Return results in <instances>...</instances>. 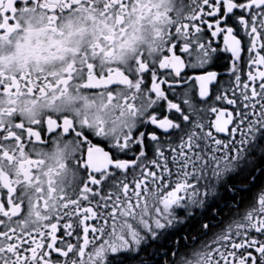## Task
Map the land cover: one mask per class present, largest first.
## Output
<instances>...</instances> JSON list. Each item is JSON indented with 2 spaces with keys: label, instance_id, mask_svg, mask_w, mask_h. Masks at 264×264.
Returning <instances> with one entry per match:
<instances>
[{
  "label": "snow or ice",
  "instance_id": "snow-or-ice-1",
  "mask_svg": "<svg viewBox=\"0 0 264 264\" xmlns=\"http://www.w3.org/2000/svg\"><path fill=\"white\" fill-rule=\"evenodd\" d=\"M0 264H264V0H0Z\"/></svg>",
  "mask_w": 264,
  "mask_h": 264
}]
</instances>
